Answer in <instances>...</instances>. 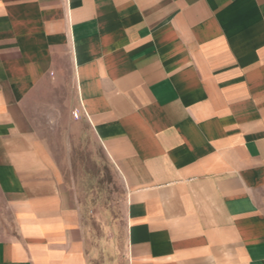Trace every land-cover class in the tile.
I'll return each instance as SVG.
<instances>
[{"label": "crops", "instance_id": "crops-1", "mask_svg": "<svg viewBox=\"0 0 264 264\" xmlns=\"http://www.w3.org/2000/svg\"><path fill=\"white\" fill-rule=\"evenodd\" d=\"M66 61L122 224L38 137ZM4 212L0 264H264V0H0Z\"/></svg>", "mask_w": 264, "mask_h": 264}, {"label": "rangeland", "instance_id": "rangeland-1", "mask_svg": "<svg viewBox=\"0 0 264 264\" xmlns=\"http://www.w3.org/2000/svg\"><path fill=\"white\" fill-rule=\"evenodd\" d=\"M72 79L66 61L60 83L56 82L52 90L50 104L42 108L38 117V137L48 146L53 164L64 182L77 191L90 209L117 225L122 224L126 185L85 120L79 129L75 127L74 117L67 114V107L74 108ZM2 223L0 232L11 230L10 213L4 212Z\"/></svg>", "mask_w": 264, "mask_h": 264}]
</instances>
